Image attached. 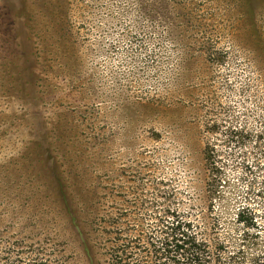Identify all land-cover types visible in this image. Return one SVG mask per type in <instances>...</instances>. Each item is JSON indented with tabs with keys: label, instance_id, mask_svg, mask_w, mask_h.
I'll return each mask as SVG.
<instances>
[{
	"label": "rangeland",
	"instance_id": "obj_1",
	"mask_svg": "<svg viewBox=\"0 0 264 264\" xmlns=\"http://www.w3.org/2000/svg\"><path fill=\"white\" fill-rule=\"evenodd\" d=\"M174 212L263 258L264 0H0V250L105 264L100 219Z\"/></svg>",
	"mask_w": 264,
	"mask_h": 264
},
{
	"label": "trees",
	"instance_id": "obj_2",
	"mask_svg": "<svg viewBox=\"0 0 264 264\" xmlns=\"http://www.w3.org/2000/svg\"><path fill=\"white\" fill-rule=\"evenodd\" d=\"M208 159L215 162V151L208 148ZM236 220L248 230L258 229L256 213L243 207L236 214ZM100 219L98 226V250L105 257V264H242L244 249L254 242L249 231L244 232L235 244L234 253L224 257V244L217 243L215 252L199 237L191 220L179 213H172L159 219L153 233L135 229H121L115 221ZM113 221V222H112ZM113 224V225H112ZM259 231V230H258ZM255 234L254 236H258ZM253 245V244H252ZM86 254L95 263L94 248L87 245ZM225 254V253H224ZM242 255V258L237 256ZM258 260V261H257ZM255 264H264V256ZM0 264H64L49 250L11 246L0 250ZM244 264V263H243ZM246 264V263H245Z\"/></svg>",
	"mask_w": 264,
	"mask_h": 264
}]
</instances>
